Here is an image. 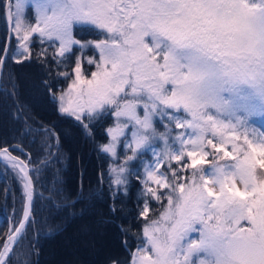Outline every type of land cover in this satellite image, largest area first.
<instances>
[{
  "label": "snow or ice",
  "instance_id": "1",
  "mask_svg": "<svg viewBox=\"0 0 264 264\" xmlns=\"http://www.w3.org/2000/svg\"><path fill=\"white\" fill-rule=\"evenodd\" d=\"M29 6L34 23L25 18ZM8 11L18 50L10 52L7 46L11 35L0 47L3 95H18L13 73L5 78L9 61L38 62L41 75L34 88L61 116L74 118L86 137H92L91 124L116 118L107 128L109 142L98 145L113 160L120 158L119 145L125 149L123 162L109 168V211L121 210L117 201L128 195L132 176L143 185L141 195L167 200L159 220L144 225L145 239L131 253L130 264H264V179L256 175V164L264 167V160L255 159L264 158V131L249 126L253 119H264V0H9ZM76 26L97 29L104 38L82 42L74 35ZM33 34L41 45L36 52ZM87 48L99 52L98 59L87 60L98 71L91 80L82 79L76 56L72 87L57 91L53 79L70 75L57 71L53 77L52 62L67 68L74 50ZM80 85L87 86L82 93L87 99L74 103L70 93ZM23 115L17 109L16 118ZM173 126L183 131L174 133ZM25 129L22 136L34 131L27 122ZM36 131L42 156L35 169L30 154L25 159L13 155L24 153L20 141L0 142V162L16 174L23 197L22 213L0 233V264H32L38 240L29 236H38L47 225L45 210L90 205L105 195L81 183L73 198L65 192L59 169L51 187H45L47 195L37 192L34 185L43 172L67 156L54 127ZM241 136L250 152L237 145ZM149 151L154 159L140 161L141 176L130 162ZM222 159L235 163L222 165ZM206 162L210 170L197 167ZM188 169L194 171L186 174ZM149 210L145 199L140 215L146 220ZM121 231L131 229L121 226ZM159 232L162 238L155 235ZM122 243L128 247L126 240Z\"/></svg>",
  "mask_w": 264,
  "mask_h": 264
},
{
  "label": "trees",
  "instance_id": "2",
  "mask_svg": "<svg viewBox=\"0 0 264 264\" xmlns=\"http://www.w3.org/2000/svg\"><path fill=\"white\" fill-rule=\"evenodd\" d=\"M6 2L7 0H0V47L5 46V38L8 36ZM30 11L33 14L32 9ZM80 27L76 26L74 29L75 37L85 40L104 38V35L99 34L97 29L89 30L86 27L84 31H80ZM16 43L15 35H13L10 52L16 51ZM31 47L33 52L40 49L41 45L37 37L31 38ZM51 51L50 49V54ZM77 54L78 50H74L73 59L67 68H57L52 62L53 77L57 71H67L70 75L69 79L64 76L53 79L57 91H63L69 86ZM8 71H11L15 76L18 95L6 97L3 95V89L0 88V142L5 139L9 143L20 141L24 146V153L14 151L13 154L23 159L26 158L25 154H30L31 160L36 162L31 165L35 169L41 167L38 160L42 156V137L36 130L42 126L54 127L61 136L63 152L67 156L62 162L43 172L39 177V182L34 185L37 192L45 191V187H51L54 173L56 169H59V177L63 181L65 192L73 198L81 183L85 190L99 187L105 193L102 199H96L90 205L78 203L74 208L51 213L45 210L42 215L47 218V225L42 226L43 230L38 236L35 232L29 236L30 240L33 237L38 240L39 254L31 257L32 264H110L113 259H119L121 264H130L131 253H135L137 245L145 239L144 225L160 217L167 206V200L158 202L150 196L141 195L143 185L136 176H132L128 195L126 197L121 195L120 200L117 201L121 210L115 214L109 211V206L112 203L107 194L110 179L109 168L116 167L123 162L122 154L125 149L122 144L119 145L117 152L120 154V158L113 160L108 154L101 152L98 145L109 142L107 128L114 126L115 116L109 115L102 121L91 124L92 137H86L74 118L61 116L49 104L47 97L34 88V84L41 75L38 62L24 61L23 64H16L14 61H9L8 67L5 69V78ZM17 109H22L24 113L22 119L16 118ZM25 122L34 131L27 136H22L21 133L26 131ZM249 126L250 128L255 127L258 132L264 131V119H253L249 122ZM66 131L70 132V135L66 134ZM173 131L175 133L183 130L175 129L173 126ZM230 135L231 133H229ZM248 135L249 139H252L251 131ZM236 143L242 149L251 151L244 144L243 136ZM156 146L159 149L162 144L157 141ZM207 150L212 151L210 147ZM226 150L231 151V144L226 146ZM237 158L242 159L243 152ZM153 159L152 153L149 151L130 164L133 168L138 169L142 176L143 167L140 161L150 162ZM255 159L257 161L264 160L258 155ZM208 160H213V157L210 156ZM218 162L222 165L233 164L235 160L222 159ZM197 167L207 171L210 170L211 164L206 162ZM192 171L194 170L188 169L186 174H190ZM101 173L104 174L103 184L100 183ZM256 175L258 179H264V167H261L260 163L256 164ZM6 189L8 190L7 196H5ZM161 191H167V189ZM45 195H47L46 191ZM145 199L148 200L150 209L147 220L140 215V209L144 206ZM22 208V186L11 168H6L0 162V233L8 231L15 216L22 213ZM121 226L131 229V231L122 232ZM49 227L52 229L51 233H49ZM125 240L128 244L127 248L122 243ZM20 259L22 261L23 257Z\"/></svg>",
  "mask_w": 264,
  "mask_h": 264
},
{
  "label": "rangeland",
  "instance_id": "3",
  "mask_svg": "<svg viewBox=\"0 0 264 264\" xmlns=\"http://www.w3.org/2000/svg\"><path fill=\"white\" fill-rule=\"evenodd\" d=\"M15 3V0H13V3ZM30 9H32L31 6H29L26 10H25V18H26V21L28 22H32L34 23L35 22V13H34V10L32 9V12L33 14H31V11ZM14 10V9H13ZM13 35H15L13 33ZM32 37H37V35L33 34ZM31 37V38H32ZM77 39H80L78 37H76ZM82 42L83 41H86L85 39H80ZM93 41H98V40H93ZM17 42V41H16ZM17 44V43H16ZM18 50V44H17V47H16V51ZM77 56H79L81 58V67H82V70H81V77L82 79L84 80H91L92 79V73L93 72H96L98 71V69L96 68L95 64H88L87 63V60L88 59H98L99 57V52L97 50H95L94 48H87L83 51V53L79 52L78 51V54ZM76 79V74L75 72L73 71L72 72V77H71V80H70V84L69 86L63 90L64 92H68L69 89L72 87L73 85V81ZM86 85H80L78 88L74 89L70 95L73 99V102H83L87 99L86 96H83L82 93H83V90L86 89ZM142 111V109H141ZM129 138H130V133H129ZM119 147V146H118ZM158 149V148H157ZM118 150V148H117ZM154 158V157H153ZM162 170V169H161ZM237 186L241 188V190L243 189V186L240 185L238 182H237ZM162 215V213L160 214V216ZM160 217L156 218V220H159ZM168 222L167 221H161V224L162 225H166ZM246 223V222H244ZM156 236H159V237H163V232H159V233H155ZM195 235V234H194Z\"/></svg>",
  "mask_w": 264,
  "mask_h": 264
},
{
  "label": "water",
  "instance_id": "4",
  "mask_svg": "<svg viewBox=\"0 0 264 264\" xmlns=\"http://www.w3.org/2000/svg\"><path fill=\"white\" fill-rule=\"evenodd\" d=\"M13 0H11L12 2ZM9 0H7L6 2V20H7V24H8V36L11 35V37L13 38V33H11V21L10 19H8L9 16ZM11 43H12V39L10 40V42H7V46H9V48H11ZM14 155V154H13ZM18 157V156H17ZM20 159H23L21 157H19Z\"/></svg>",
  "mask_w": 264,
  "mask_h": 264
}]
</instances>
